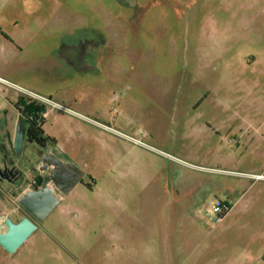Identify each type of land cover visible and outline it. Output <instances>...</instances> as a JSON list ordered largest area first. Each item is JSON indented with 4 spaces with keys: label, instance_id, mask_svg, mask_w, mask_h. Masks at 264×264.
<instances>
[{
    "label": "rangeland",
    "instance_id": "1",
    "mask_svg": "<svg viewBox=\"0 0 264 264\" xmlns=\"http://www.w3.org/2000/svg\"><path fill=\"white\" fill-rule=\"evenodd\" d=\"M0 31V94L91 176L0 264H264V0H0Z\"/></svg>",
    "mask_w": 264,
    "mask_h": 264
},
{
    "label": "flooded vegetation",
    "instance_id": "2",
    "mask_svg": "<svg viewBox=\"0 0 264 264\" xmlns=\"http://www.w3.org/2000/svg\"><path fill=\"white\" fill-rule=\"evenodd\" d=\"M0 35L16 41L5 32L0 31ZM86 42L88 46L92 45L91 52L65 57L72 70L89 82L108 81L115 76L120 80L119 58L115 67L108 66L110 60L116 59L98 52L103 42L89 39ZM79 44H83V40ZM51 103L46 98L18 97L13 100L7 94H0V233L8 231V219L14 224L23 218L30 219L38 227L41 224L20 203L22 195L47 190L59 196L61 204L76 187L88 186L87 180L91 179L85 166L81 167L74 161L71 149L48 131V106ZM19 130L23 133L20 152L15 144ZM76 179L79 181L75 187L68 194H63Z\"/></svg>",
    "mask_w": 264,
    "mask_h": 264
},
{
    "label": "water",
    "instance_id": "3",
    "mask_svg": "<svg viewBox=\"0 0 264 264\" xmlns=\"http://www.w3.org/2000/svg\"><path fill=\"white\" fill-rule=\"evenodd\" d=\"M22 142L23 133L19 130L15 143L18 152L21 150ZM78 181L77 179L74 180L63 194H68ZM19 201L36 218L38 223H42L60 204L61 199L47 190H39L22 195ZM6 222L8 224V231L0 233V245L9 253H14L20 248L38 228V225L28 218H23L18 224H14L10 219Z\"/></svg>",
    "mask_w": 264,
    "mask_h": 264
},
{
    "label": "built area",
    "instance_id": "4",
    "mask_svg": "<svg viewBox=\"0 0 264 264\" xmlns=\"http://www.w3.org/2000/svg\"><path fill=\"white\" fill-rule=\"evenodd\" d=\"M228 206L226 203L223 202H217L214 206V213L217 214V220L220 221L222 220L227 213Z\"/></svg>",
    "mask_w": 264,
    "mask_h": 264
}]
</instances>
